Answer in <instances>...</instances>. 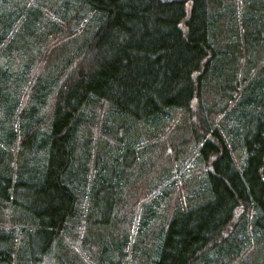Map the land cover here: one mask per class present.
<instances>
[{
    "label": "trees",
    "instance_id": "trees-1",
    "mask_svg": "<svg viewBox=\"0 0 264 264\" xmlns=\"http://www.w3.org/2000/svg\"><path fill=\"white\" fill-rule=\"evenodd\" d=\"M0 52V264H264V0H0Z\"/></svg>",
    "mask_w": 264,
    "mask_h": 264
},
{
    "label": "rangeland",
    "instance_id": "rangeland-1",
    "mask_svg": "<svg viewBox=\"0 0 264 264\" xmlns=\"http://www.w3.org/2000/svg\"><path fill=\"white\" fill-rule=\"evenodd\" d=\"M254 41V38L250 39V43ZM26 49L28 50V48L26 47ZM241 63H240V67H241ZM256 82V81H254ZM121 135L124 142L129 141L128 142V146L132 149L131 154L127 157V160L131 162L132 158H137L139 155V152L136 151L134 148H132L133 146V142L139 138V134H135V132H133V129L130 127V125L124 124L121 127ZM160 136H162V132L160 134ZM159 137V136H157ZM157 137H151V140H157ZM148 151H152L151 147H147ZM122 168H121V172H122ZM116 174L120 173V166L117 165L116 166ZM113 176V175H112ZM120 178L122 177L124 181H130L131 180V176H124L123 174H121L119 176ZM131 177V178H130ZM109 181L112 183V181H115L118 179V176L115 180L111 179V176H109ZM112 185H104L102 188H100V190L98 191V195L97 197L93 196L92 197V205L94 206H99V210L96 213V217H95V223L93 225L87 224L86 226H97V229L100 232L105 233V230L107 231V229H105V226H109L108 220L110 219L111 216V209H110V205L112 204V202L115 200V197L117 196V193L114 192L112 193ZM87 206V205H86ZM85 207V206H83ZM86 212L83 213V217H81L79 219V223L81 224V222H83L85 220ZM111 226V225H110ZM87 230V229H86ZM92 230H95V228H91L88 229L87 231L91 232ZM89 250H92V246L88 247ZM125 260V257H120L119 260L117 261V264H122V262Z\"/></svg>",
    "mask_w": 264,
    "mask_h": 264
},
{
    "label": "bare ground",
    "instance_id": "bare-ground-1",
    "mask_svg": "<svg viewBox=\"0 0 264 264\" xmlns=\"http://www.w3.org/2000/svg\"><path fill=\"white\" fill-rule=\"evenodd\" d=\"M11 57L12 58H9V59H7V61L6 62H4V61H0V64L2 65V66H4V69H8V71H9V73L11 74L12 72H14V70H16V67L17 66H19L20 64H22L24 61H23V59H20V57L18 56V54L16 53V52H14L12 55H11ZM0 59H1V52H0ZM20 61V64L18 63ZM194 196H197V195H199L200 197H202V195L201 194H197V193H195V194H193ZM202 200H201V198H198V199H196L194 202L197 204V203H199V202H201ZM168 226H169V224H170V222H172V220L171 219H169L168 221ZM87 223L85 222V221H83L81 224H80V226L82 227V228H86L87 226ZM64 237L65 236H67V234H64L63 235Z\"/></svg>",
    "mask_w": 264,
    "mask_h": 264
}]
</instances>
